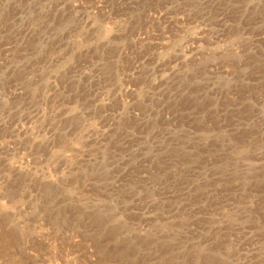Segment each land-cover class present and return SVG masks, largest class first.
Masks as SVG:
<instances>
[{"label": "rangeland", "instance_id": "374dc122", "mask_svg": "<svg viewBox=\"0 0 264 264\" xmlns=\"http://www.w3.org/2000/svg\"><path fill=\"white\" fill-rule=\"evenodd\" d=\"M0 264H264V0H0Z\"/></svg>", "mask_w": 264, "mask_h": 264}]
</instances>
